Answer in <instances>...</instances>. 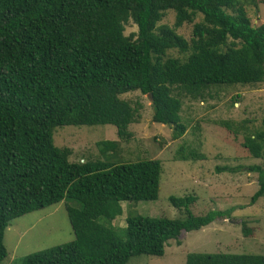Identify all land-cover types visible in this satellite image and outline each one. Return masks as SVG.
<instances>
[{"label": "trees", "instance_id": "16d2710c", "mask_svg": "<svg viewBox=\"0 0 264 264\" xmlns=\"http://www.w3.org/2000/svg\"><path fill=\"white\" fill-rule=\"evenodd\" d=\"M169 10L174 25H159ZM129 21L137 31L125 35ZM185 23L193 24L190 40L176 33ZM174 50L184 55L171 56ZM259 83L264 22L254 25L241 0H0V262L8 255L10 221L62 200L74 239L28 254L21 264H127L136 255L162 256L183 231L225 217L216 210L195 215L194 195H172L181 216H128L124 227L114 226L122 201L157 199L161 162H72L53 131L108 124L128 140L138 109L120 96L138 90L151 99L152 120L171 126L176 139L185 125L174 88L203 97L211 86ZM243 139L252 157L264 159V118ZM98 145L103 153L118 144ZM249 169L258 173L255 202L264 195V169ZM185 264H264V255L191 252Z\"/></svg>", "mask_w": 264, "mask_h": 264}, {"label": "rangeland", "instance_id": "374dc122", "mask_svg": "<svg viewBox=\"0 0 264 264\" xmlns=\"http://www.w3.org/2000/svg\"><path fill=\"white\" fill-rule=\"evenodd\" d=\"M241 1L254 25L264 22V0H255L256 4L252 0ZM174 16L169 10L158 24L172 27ZM200 19L199 15L195 21ZM192 27L193 24L185 23L176 33L190 40ZM136 31L132 21L125 24V35ZM169 54L184 55L176 50ZM173 94L181 100L180 116L185 125L179 138H173L171 126L152 120L150 97L135 90L120 96L138 109L136 122L129 125L128 140L120 139L113 125H64L54 129V144L70 149L72 162H161L157 199L122 201V213L112 221L114 226L124 227L128 216H181L170 204L172 195H194L191 211L195 215L211 210L227 213L199 230L183 231L179 244L170 240L162 256L136 255L127 264H185L191 252L264 255V195L251 201L259 184L258 173L249 169H264V159L252 157L242 146L243 135L257 129L264 118V83L215 85L203 97L178 88L173 89ZM106 140L118 145L115 150L102 153L98 144ZM182 155L186 159H181ZM73 239L62 200L10 221L3 238L8 255L0 264H21L28 254Z\"/></svg>", "mask_w": 264, "mask_h": 264}]
</instances>
